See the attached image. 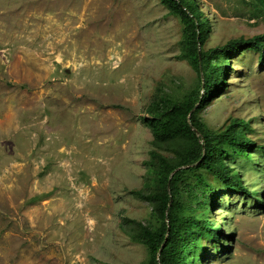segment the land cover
I'll list each match as a JSON object with an SVG mask.
<instances>
[{
  "label": "rangeland",
  "instance_id": "obj_1",
  "mask_svg": "<svg viewBox=\"0 0 264 264\" xmlns=\"http://www.w3.org/2000/svg\"><path fill=\"white\" fill-rule=\"evenodd\" d=\"M196 1L204 49L264 34L252 0ZM183 38L162 0H0V264L147 263L134 236L159 220L135 190L152 151L174 158L179 143L155 141L143 118L197 84ZM227 67L200 116L213 132L243 120L256 147L225 162L250 192L196 171L226 245L204 238L199 261L264 264V61L245 49Z\"/></svg>",
  "mask_w": 264,
  "mask_h": 264
},
{
  "label": "trees",
  "instance_id": "obj_2",
  "mask_svg": "<svg viewBox=\"0 0 264 264\" xmlns=\"http://www.w3.org/2000/svg\"><path fill=\"white\" fill-rule=\"evenodd\" d=\"M252 1L257 13L264 15V0ZM162 2L171 13L180 17L184 25L182 57L190 60L199 75L197 84L184 99L161 96L153 115L143 118L155 141L174 140L179 144L174 148V158L156 151L151 153L147 162L150 177L145 183L148 190L138 189L135 194L155 204L154 213H157L159 223L150 226L139 222L140 229L134 240L148 249L149 259L145 264H201V256L209 250V244L203 239L208 237L213 244H218L222 235L219 228L214 230L212 218L205 216L212 201L206 196L211 187L205 175L196 171L201 169L212 174L229 190L250 192L240 173L226 165L225 159L249 156V150L256 144L243 131L244 127L241 128L239 122L242 123V119L231 123L223 132H213L200 112L228 85L229 57H237L245 49H255L260 51L264 61V34L232 39L222 47L204 49L209 27L201 16L197 1ZM258 147L264 152V144ZM191 175H195L197 184L188 182ZM257 202L262 203L259 199ZM221 247L226 248L224 242Z\"/></svg>",
  "mask_w": 264,
  "mask_h": 264
}]
</instances>
